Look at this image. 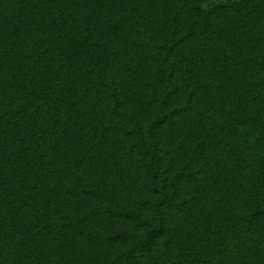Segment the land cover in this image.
Instances as JSON below:
<instances>
[{
	"label": "trees",
	"instance_id": "trees-1",
	"mask_svg": "<svg viewBox=\"0 0 264 264\" xmlns=\"http://www.w3.org/2000/svg\"><path fill=\"white\" fill-rule=\"evenodd\" d=\"M0 264H264V0H0Z\"/></svg>",
	"mask_w": 264,
	"mask_h": 264
}]
</instances>
